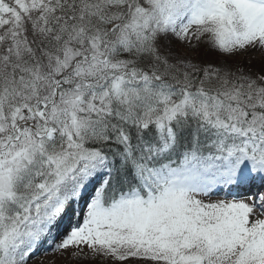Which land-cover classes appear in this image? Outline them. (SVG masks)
<instances>
[{
  "label": "snow or ice",
  "instance_id": "1",
  "mask_svg": "<svg viewBox=\"0 0 264 264\" xmlns=\"http://www.w3.org/2000/svg\"><path fill=\"white\" fill-rule=\"evenodd\" d=\"M57 261L264 264V0H0V264Z\"/></svg>",
  "mask_w": 264,
  "mask_h": 264
},
{
  "label": "rangeland",
  "instance_id": "2",
  "mask_svg": "<svg viewBox=\"0 0 264 264\" xmlns=\"http://www.w3.org/2000/svg\"><path fill=\"white\" fill-rule=\"evenodd\" d=\"M44 259H45V261H48L51 259V257H45ZM57 264H84V262H76V261L61 262V261H57Z\"/></svg>",
  "mask_w": 264,
  "mask_h": 264
}]
</instances>
